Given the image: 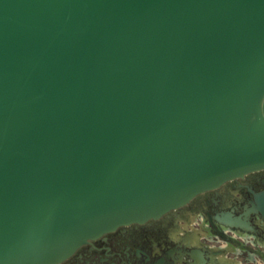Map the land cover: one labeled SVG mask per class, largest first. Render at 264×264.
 Wrapping results in <instances>:
<instances>
[{"label":"water","instance_id":"1","mask_svg":"<svg viewBox=\"0 0 264 264\" xmlns=\"http://www.w3.org/2000/svg\"><path fill=\"white\" fill-rule=\"evenodd\" d=\"M263 168L264 0H0V264Z\"/></svg>","mask_w":264,"mask_h":264},{"label":"flooded vegetation","instance_id":"2","mask_svg":"<svg viewBox=\"0 0 264 264\" xmlns=\"http://www.w3.org/2000/svg\"><path fill=\"white\" fill-rule=\"evenodd\" d=\"M264 168L158 219L123 225L54 264H264Z\"/></svg>","mask_w":264,"mask_h":264}]
</instances>
